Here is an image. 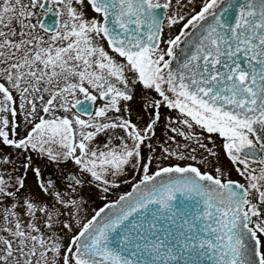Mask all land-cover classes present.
<instances>
[{
	"label": "snow or ice",
	"instance_id": "1",
	"mask_svg": "<svg viewBox=\"0 0 264 264\" xmlns=\"http://www.w3.org/2000/svg\"><path fill=\"white\" fill-rule=\"evenodd\" d=\"M0 264H264V0H0Z\"/></svg>",
	"mask_w": 264,
	"mask_h": 264
},
{
	"label": "flooded vegetation",
	"instance_id": "2",
	"mask_svg": "<svg viewBox=\"0 0 264 264\" xmlns=\"http://www.w3.org/2000/svg\"><path fill=\"white\" fill-rule=\"evenodd\" d=\"M22 159H23L22 157L18 158L17 164H19L20 160H22ZM44 172H45V175L47 176L49 174H53L55 172V169L53 166H48L47 168L44 169ZM122 190H126V189H122ZM113 195H115V194H113ZM97 203H99V201H97Z\"/></svg>",
	"mask_w": 264,
	"mask_h": 264
}]
</instances>
